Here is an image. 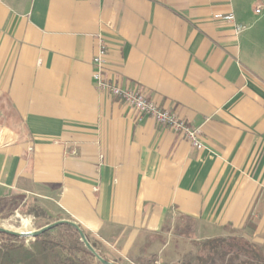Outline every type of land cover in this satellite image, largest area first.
<instances>
[{
  "label": "crops",
  "instance_id": "1",
  "mask_svg": "<svg viewBox=\"0 0 264 264\" xmlns=\"http://www.w3.org/2000/svg\"><path fill=\"white\" fill-rule=\"evenodd\" d=\"M100 34L106 77L200 127L204 150L96 87ZM10 197L129 261L157 244L160 262L175 224L194 244L230 228L264 245V0H0Z\"/></svg>",
  "mask_w": 264,
  "mask_h": 264
},
{
  "label": "trees",
  "instance_id": "2",
  "mask_svg": "<svg viewBox=\"0 0 264 264\" xmlns=\"http://www.w3.org/2000/svg\"><path fill=\"white\" fill-rule=\"evenodd\" d=\"M34 212L36 216L43 214L37 209ZM62 229L73 232L75 241L52 237L54 232ZM225 230L226 234L196 241L200 252L186 255L184 264H264V245L245 238L237 230ZM0 236L9 239L0 244V264H102L68 224L58 225L30 240L29 246L25 238L3 232ZM92 245L96 248L94 243Z\"/></svg>",
  "mask_w": 264,
  "mask_h": 264
},
{
  "label": "rangeland",
  "instance_id": "3",
  "mask_svg": "<svg viewBox=\"0 0 264 264\" xmlns=\"http://www.w3.org/2000/svg\"><path fill=\"white\" fill-rule=\"evenodd\" d=\"M39 210L43 214L36 216L34 210ZM33 211V212H32ZM67 219V218H61ZM60 220L58 216H49L44 210L33 200L30 202H23L20 198H6L4 202H0V226L17 230V231H32L40 229L41 227ZM85 231V230H84ZM166 233L165 238L170 239V245L167 249L160 250V262L158 260L157 244L151 245L149 249L140 253H131L132 261L126 260L119 252L113 248L101 243L94 237L87 235L90 242L95 243L97 251L103 257L113 258L119 264H184L186 255L192 253L196 255L199 249L194 244L196 234L189 231L188 228H174L167 227L163 230ZM53 238L65 239L67 241H75L76 236L73 232L62 229L52 234ZM164 235H160V241ZM26 245H30L31 237H25ZM9 242L7 237L0 236V244ZM166 250V251H165ZM205 253V252H204Z\"/></svg>",
  "mask_w": 264,
  "mask_h": 264
},
{
  "label": "built area",
  "instance_id": "4",
  "mask_svg": "<svg viewBox=\"0 0 264 264\" xmlns=\"http://www.w3.org/2000/svg\"><path fill=\"white\" fill-rule=\"evenodd\" d=\"M262 6H258L256 11L261 12ZM218 19L227 20L234 23L237 34L242 33L245 27L235 20L233 13L218 15ZM98 51L94 56L95 67L93 80L96 87L109 93L111 96L119 98L126 105L132 108L140 116L153 118L158 124L172 129L181 134L192 146L198 150H204L206 145L200 127H195L182 119L176 112L162 108L155 101L150 99L146 91L140 87H123L118 82L106 77V67L109 64L108 43L103 34L99 36Z\"/></svg>",
  "mask_w": 264,
  "mask_h": 264
},
{
  "label": "water",
  "instance_id": "5",
  "mask_svg": "<svg viewBox=\"0 0 264 264\" xmlns=\"http://www.w3.org/2000/svg\"><path fill=\"white\" fill-rule=\"evenodd\" d=\"M62 224H68V225L72 226L79 233L82 243L97 258V260L99 262H101L102 264H118L117 262L110 261V260L104 258L96 250V248H94V246L92 245V243L88 239L84 229L76 221H73L71 219H61V220H58L56 222L45 225V226L41 227L40 229L32 230L29 232H20L17 230H12V229L0 226V232L11 234L14 236H18L20 238L31 237V238L35 239L36 237L45 233L46 231L53 229L54 227H56L58 225H62Z\"/></svg>",
  "mask_w": 264,
  "mask_h": 264
},
{
  "label": "bare ground",
  "instance_id": "6",
  "mask_svg": "<svg viewBox=\"0 0 264 264\" xmlns=\"http://www.w3.org/2000/svg\"><path fill=\"white\" fill-rule=\"evenodd\" d=\"M20 232H29V231H20Z\"/></svg>",
  "mask_w": 264,
  "mask_h": 264
}]
</instances>
